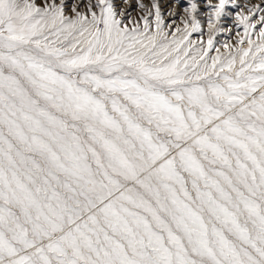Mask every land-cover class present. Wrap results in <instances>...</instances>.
Here are the masks:
<instances>
[{
    "label": "snow or ice",
    "instance_id": "snow-or-ice-1",
    "mask_svg": "<svg viewBox=\"0 0 264 264\" xmlns=\"http://www.w3.org/2000/svg\"><path fill=\"white\" fill-rule=\"evenodd\" d=\"M230 2L202 43L197 0H0V264H264V7L221 52Z\"/></svg>",
    "mask_w": 264,
    "mask_h": 264
},
{
    "label": "rangeland",
    "instance_id": "rangeland-1",
    "mask_svg": "<svg viewBox=\"0 0 264 264\" xmlns=\"http://www.w3.org/2000/svg\"><path fill=\"white\" fill-rule=\"evenodd\" d=\"M71 2V0H70ZM143 2L151 7L154 0H143ZM39 3V0H37ZM114 3L117 5V11L121 9V7L125 10V17L126 18H135L140 20V18L145 15V10L140 9L138 5V0H128V3H124V0H114ZM160 7H161V14L164 19L165 25L172 24V28L169 31H174L176 27L183 28V20L181 17L187 18V13L184 12V9L189 7V0H159ZM213 4H217L218 0H212ZM197 4L199 5L196 17L198 20L201 21L202 25V32L200 33H193L190 39L193 41H200L202 43H206L208 39V28H207V15L206 13L211 11V9L207 6V0H197ZM253 4H260L261 7H264V0H236V6L234 7L232 3L226 5L225 13L221 17L220 24L218 27H223L225 29H231V31H224L215 37V45L214 48H220L221 52L227 51L225 48L222 47L225 43H229L233 46L238 45L239 37L237 33L243 35L244 28L242 25L239 24L236 16L237 13L243 9L245 14H248V9ZM175 8L176 15L170 16L169 12ZM154 11V10H153ZM260 13H257L252 17L251 22L256 23V30L252 32V38L255 40L258 30L261 27V23L258 22V17ZM151 20L154 21V16L150 17ZM175 21V23H173ZM142 23V21H141ZM244 47H247V41H245ZM215 50H213L210 55H215Z\"/></svg>",
    "mask_w": 264,
    "mask_h": 264
}]
</instances>
